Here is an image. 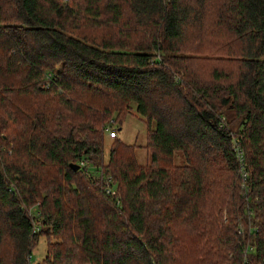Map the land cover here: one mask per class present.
I'll return each instance as SVG.
<instances>
[{
	"label": "trees",
	"instance_id": "obj_1",
	"mask_svg": "<svg viewBox=\"0 0 264 264\" xmlns=\"http://www.w3.org/2000/svg\"><path fill=\"white\" fill-rule=\"evenodd\" d=\"M131 110L146 164L104 157ZM39 235L43 264H264V0H0V264Z\"/></svg>",
	"mask_w": 264,
	"mask_h": 264
},
{
	"label": "rangeland",
	"instance_id": "obj_2",
	"mask_svg": "<svg viewBox=\"0 0 264 264\" xmlns=\"http://www.w3.org/2000/svg\"><path fill=\"white\" fill-rule=\"evenodd\" d=\"M132 109H134V107H132ZM118 126L120 127V129H117ZM146 130H147V124L145 123L143 118H141V116H139L133 110L126 113V115L123 117L121 122L115 124L113 123V127L111 129L104 131V144H103L104 157L106 158L107 156L108 146L111 140L113 139L114 136H117L123 142L134 145V154L137 163L139 164L148 163L149 155L147 149L144 147ZM187 153L189 156H192V153H189V150ZM230 183H232L231 178L229 179L227 184ZM212 203L214 204L215 202L213 201ZM72 247H74V245ZM45 253H46V237L44 235H39L30 254V264H43ZM74 264H88V263L76 262Z\"/></svg>",
	"mask_w": 264,
	"mask_h": 264
},
{
	"label": "built area",
	"instance_id": "obj_3",
	"mask_svg": "<svg viewBox=\"0 0 264 264\" xmlns=\"http://www.w3.org/2000/svg\"><path fill=\"white\" fill-rule=\"evenodd\" d=\"M238 158H241V154H240V153L238 154ZM83 163H84L83 161H80V162H79V165H80V164H83ZM243 176H244V177H243ZM243 176H242V177L245 179L246 176H245V175H243ZM108 182H109V178H107V181L105 182L106 185H107ZM106 185H105V191H106L107 193H113V192H114V191H113V189H114L113 186H112V187H109L108 185H107V186H106ZM248 250H249V251L252 250V247H249ZM244 252H245V251H244ZM245 260H246V259H245Z\"/></svg>",
	"mask_w": 264,
	"mask_h": 264
},
{
	"label": "water",
	"instance_id": "obj_4",
	"mask_svg": "<svg viewBox=\"0 0 264 264\" xmlns=\"http://www.w3.org/2000/svg\"><path fill=\"white\" fill-rule=\"evenodd\" d=\"M68 164H69V167H70L71 169L76 170V169L79 168V163H78V162H69ZM113 187H115V185H113Z\"/></svg>",
	"mask_w": 264,
	"mask_h": 264
}]
</instances>
